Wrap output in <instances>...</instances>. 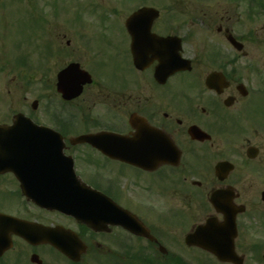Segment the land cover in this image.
<instances>
[{
	"label": "flooded vegetation",
	"instance_id": "af4514ba",
	"mask_svg": "<svg viewBox=\"0 0 264 264\" xmlns=\"http://www.w3.org/2000/svg\"><path fill=\"white\" fill-rule=\"evenodd\" d=\"M230 18L220 16L215 38L206 42L203 19L175 25L161 12L150 26L154 42H143L138 49L141 67L134 63L125 23L117 36L98 30L63 39L72 55L58 71L79 63L92 82L79 96L65 100L55 78L58 99L53 106L48 98L54 95L45 85L44 118L36 122L54 128L58 135L48 140L57 144L48 147L56 151L20 170L23 176L0 171V213L9 215L0 216V264H104L126 261L127 256L156 263L191 250L207 257L204 264H231L201 248L184 247L186 235L199 223L224 219L209 202L211 193L238 192L236 185L243 181L236 169L223 179L215 173L220 160L237 164L238 147L224 138L238 133L239 120L253 102L239 52L227 40L233 31L224 21ZM171 36L181 38L183 59L175 58L176 41L166 40ZM140 37L146 41L150 34ZM77 48L92 49V63L102 71L83 65ZM78 76L76 72L73 78ZM210 76L211 88L206 83ZM22 183L61 193L60 203L46 207L27 199ZM246 206L251 212L238 215L240 227L249 219H263L254 215L258 207ZM131 219L155 239L130 232L125 223ZM236 251L246 260L249 249L238 245Z\"/></svg>",
	"mask_w": 264,
	"mask_h": 264
},
{
	"label": "rangeland",
	"instance_id": "374dc122",
	"mask_svg": "<svg viewBox=\"0 0 264 264\" xmlns=\"http://www.w3.org/2000/svg\"><path fill=\"white\" fill-rule=\"evenodd\" d=\"M142 2L161 9L176 5L180 8L179 14H176V24L189 23L193 16L200 14L204 24H207L206 42L215 38L213 31L221 22L220 16H225L226 19L231 16L228 23L224 21V25L230 26L239 36H244L246 41L245 50L248 54L240 59V68L245 73L243 81L264 87V15L249 18L247 8L250 2L246 0H241L238 5H234L232 0H0V118L7 117V114L11 116L18 110H30L35 99L41 103L38 102L34 113L41 118L45 85L48 87L47 93L56 95V72L71 59L72 53L63 39L75 40L76 36L84 32L98 33L96 31H105L111 26L115 30V35L112 36H117L118 25ZM94 7L97 9L94 11L97 17L91 18L92 22L96 19V23L90 25V9ZM230 7L235 9L226 13L225 10ZM112 9L116 11L112 12ZM63 33L67 36H63ZM44 45L50 46L51 52L45 51ZM60 46H63L61 52ZM76 50V57L83 65L96 72L102 71L92 63V49L84 52L82 48ZM25 56L31 58L28 61L32 68L26 69ZM115 57L119 58L118 55ZM112 59L118 66L119 63ZM249 67H253L254 72ZM110 70L107 66V71ZM25 75L34 79L31 87L24 83ZM252 107V115L264 123V94L254 97ZM240 124L243 126L242 132L224 138V142H235L240 153L236 172L243 181L236 185V189L240 192L242 201L250 207H258L263 214L264 204L259 200V195L264 187V127H261L262 135L256 137L255 123L252 120H241ZM247 139L261 147L259 157L255 161H242L241 153L245 152ZM263 221L256 219L252 224L254 232L242 240L244 247H264ZM185 254H189V258L194 262L202 259V256L193 251ZM255 258L253 252L248 256V264H264V260L261 262Z\"/></svg>",
	"mask_w": 264,
	"mask_h": 264
},
{
	"label": "water",
	"instance_id": "95a60500",
	"mask_svg": "<svg viewBox=\"0 0 264 264\" xmlns=\"http://www.w3.org/2000/svg\"><path fill=\"white\" fill-rule=\"evenodd\" d=\"M78 92H79V90L75 91V92L72 91V94L69 92H66V93H68L67 97L74 96V95L78 94ZM20 118H21V116H19V115L15 116L16 120H19ZM17 127H19V126H17ZM27 128H29L32 131H38L33 126H30V127L27 126ZM0 130H5V128L0 127ZM32 133H30V136H32ZM249 154L252 156L255 154L253 149L249 150ZM221 165H223V164H220L219 166H221ZM263 197H264V192H263ZM224 210L229 212V207L224 205ZM231 217L233 218V216H231ZM234 229H235V219H227L225 224L218 225L216 227V233H213V237L210 238V241L214 243L211 245V247H217L218 248V250H217L218 256L222 260H234L235 261V256H234V253L232 252V248L234 246L233 245V239L236 235V233L234 232ZM209 233L210 232H207L206 234H209ZM193 242H197V241H193Z\"/></svg>",
	"mask_w": 264,
	"mask_h": 264
}]
</instances>
